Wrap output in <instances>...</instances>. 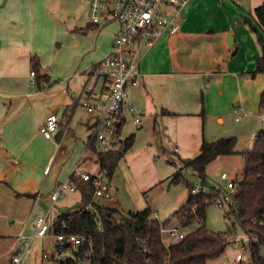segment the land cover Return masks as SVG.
Masks as SVG:
<instances>
[{"label":"crops","instance_id":"crops-1","mask_svg":"<svg viewBox=\"0 0 264 264\" xmlns=\"http://www.w3.org/2000/svg\"><path fill=\"white\" fill-rule=\"evenodd\" d=\"M83 1L82 10L89 17L80 27L92 24L84 32L100 27V33L102 25L90 20L89 0ZM263 1L190 0L181 29L165 34L143 51L142 74L128 89L129 102L140 111L142 122L136 123L135 115L124 106L122 135L134 134V140L119 167L124 180L106 179L113 193L106 204L123 212L149 205L153 217L159 219L153 204L155 192L166 185L170 191L171 177L191 168L185 164L200 153L204 141L235 136L236 153L243 158V152L254 147L258 133L264 130V109L260 107L264 72L252 76L262 47L244 18L258 26L254 10ZM56 2L0 0V264H9L21 231L33 237L25 264H63L65 256L77 251L73 247L60 252L56 239L55 250L48 252L46 234L36 235V223L40 216L47 220L54 207L48 232L55 236L54 223L62 212L57 206L79 201L78 189L54 203L51 192L73 172H89L78 170V166L87 150L93 151L88 146L95 137L100 113L89 112L81 100L89 97L107 102L111 84L104 77L90 75L89 70L83 72H88V77L77 87L71 86L72 79L66 86L60 77L59 81L54 78L61 17ZM115 21L109 51L119 28ZM33 55L39 56L43 72L49 75L43 90L31 84ZM57 82L61 84L56 86ZM68 106L72 111L67 115ZM51 113L58 115L59 123L54 136L47 138L41 127ZM79 131L85 137V149L76 154L68 151L67 142ZM74 153L78 163L63 172L67 156ZM54 155H61L58 166ZM223 171L234 181L243 177L234 178L229 170ZM220 174L218 180L224 186H218L226 187ZM188 197V191L173 197L172 209L178 211ZM46 198L53 205L47 214L37 213L35 207ZM32 217H36L35 229L28 234L27 222ZM171 225L180 227L179 223Z\"/></svg>","mask_w":264,"mask_h":264},{"label":"trees","instance_id":"trees-1","mask_svg":"<svg viewBox=\"0 0 264 264\" xmlns=\"http://www.w3.org/2000/svg\"><path fill=\"white\" fill-rule=\"evenodd\" d=\"M254 15L258 26L244 18L262 47L252 76L264 72V1L255 8ZM91 25L79 27V30L86 31ZM32 70L38 89H45L41 83L48 82L49 75L43 72L38 55L32 56ZM260 107L264 109V89L260 95ZM71 111V106H68L65 114ZM133 140L134 134L125 137L117 150L108 153L99 151L96 137L89 143L88 147L96 153L101 171L105 172L109 181L115 176ZM236 142L235 136L204 141L200 153L185 166L194 169L202 179V184H205L208 165L219 156L236 153ZM243 156L245 170L243 177L236 181L237 187L228 212L236 221L226 231L212 230L205 222L207 206L221 194V187L212 186L207 191L193 193L195 185L187 181L181 171L171 177L170 183L185 181L189 192L187 201L174 213L178 223L186 227L198 221V225L168 245L163 241L161 224L167 225L170 218L161 222L153 217L149 205L123 212L117 207L100 203L95 198L94 180L98 175L91 173V178L87 180L73 172L71 178L81 194L80 205L68 212H60L59 219L54 223V231L79 234L85 238V242L79 246L57 244L60 252L77 247L74 256L62 259L63 264H80L84 260H89V264H209L210 259L225 252L231 236L237 232L238 223L251 236L246 245L251 255L249 264H264L261 252L264 246V130L258 133L254 147L244 151Z\"/></svg>","mask_w":264,"mask_h":264},{"label":"built area","instance_id":"built-area-1","mask_svg":"<svg viewBox=\"0 0 264 264\" xmlns=\"http://www.w3.org/2000/svg\"><path fill=\"white\" fill-rule=\"evenodd\" d=\"M190 0H89L90 20L101 24L111 20L119 22L118 31L114 37L109 53L101 60L95 62L89 72L92 76L104 77L110 80L111 89L107 102L103 100L92 101L89 97L83 98L81 104L89 112H99V125L95 130L98 149L103 153L117 150L124 142L122 135L123 108L135 115V122L140 124L142 117L136 106L129 102V86L135 84L140 75L141 59L143 51L153 46L165 34H175L181 29L185 17L184 8ZM34 78V77H33ZM31 84L37 85L35 80ZM44 82L41 85L44 86ZM59 117L56 113L47 116L41 127V131L47 138H52L58 129ZM84 179H90V172H81ZM105 172L99 174L95 180V196L106 199L112 197L111 188L105 180ZM220 177L226 181L225 189L215 198V203L224 206L232 203L236 190V181L230 178L227 171H223ZM76 189V185L69 176L60 182L51 192L53 203L63 198L68 191ZM205 184L195 185L193 193L207 191ZM65 225V223H64ZM50 223L45 216H40L36 223V235L43 236L50 230ZM163 241L168 245L170 241L185 236V232L177 225L161 224ZM59 244H73L79 246L85 242V238L76 233H56ZM171 237V238H169ZM33 237H28L21 231L18 242L11 255L9 264H25V254ZM251 236L246 234L242 239L236 238V247L245 249ZM48 256V253H45ZM243 253L239 251L237 258L242 259ZM80 264H89V260Z\"/></svg>","mask_w":264,"mask_h":264},{"label":"rangeland","instance_id":"rangeland-1","mask_svg":"<svg viewBox=\"0 0 264 264\" xmlns=\"http://www.w3.org/2000/svg\"><path fill=\"white\" fill-rule=\"evenodd\" d=\"M56 7L59 10V14L61 16L57 38V49L59 50V52L56 53V63L54 66L55 69L54 74L52 75L58 81L60 77L61 83H64L66 86L68 85V81L72 79L71 86L77 87L79 84L84 82L83 80L86 77H88V72H83L85 70H90L93 63L101 60L109 52L113 33L116 29L117 23L115 20L101 23L102 29L100 30V33H98L100 27L91 30V33L80 31L79 27L87 23L89 17L88 13L82 10L81 0H58V2H56ZM32 80L35 79L33 78ZM44 83V85H46L45 81ZM61 83L57 82L56 86ZM42 110H46V108H43ZM59 115H61V112H59ZM76 136L71 137V139L68 140L67 144L69 147L68 151L72 150L77 154L79 149H85V146L83 145L85 137L83 135V132L81 131H79ZM75 153L74 155L67 156L65 164L63 165V172H65L66 169H69L71 165L73 169V167H75L78 163V155H75ZM228 156L229 158H227ZM54 157L56 158L55 166H58L61 155H54ZM223 169L229 170L234 178L240 177L245 170V158H243L240 153H235L230 155H223L221 158H217L212 161L207 169L208 177L206 178V188H210L212 186L218 187L219 184H222V186H224V182L220 179L218 180V174H220ZM78 170H86L93 174H103L95 152L90 150H87V153L83 156V158H81ZM182 172L187 181L191 182L194 185L202 184V179L197 174H195L191 168L184 169L182 170ZM114 177L117 179L120 178L119 180H124L123 172L121 173V170L119 168ZM106 179L107 177H105V180ZM168 187H170L169 192L167 191V185L163 190L162 188H159L155 192L153 196V204L157 205V207H155L157 208V210H159L158 217L160 221L164 222L165 220L170 218L167 222V225H171L178 223L177 217H175L174 215V213L177 211L172 209L175 204V201H173L172 198L176 197L177 195L181 196L184 191H188V187L185 181L170 183V186ZM222 188L225 189V187ZM68 193L69 192H67L66 195H68ZM74 193L77 196L79 195V191ZM125 195H127L126 192ZM95 198L100 203L106 204V201H108V199L102 196ZM60 199H62V197L59 198V200ZM130 199L131 198H128V200ZM50 202V198H46L44 202H40L35 207V211L40 214L42 213L43 215L47 214V210H49L53 205L50 204ZM229 211L230 205L228 203H226L224 206H219L215 202L210 203L207 206V217L205 220L206 225L210 229L215 231L228 230L236 221V218L234 216L228 215ZM54 212L55 209L53 207V209L50 210L48 214V223L52 221V214ZM35 218L36 217H32L30 220H28L26 233L31 234L35 229V226L33 224ZM197 225L198 221H193L186 227L180 225V228L185 230L184 232L187 233ZM244 236H246V233L238 223L237 232L233 236H231V242L227 245L225 252L217 258L210 259L209 264H239L241 262L244 264H249L251 259L250 251H248L247 248L241 249L236 247V238L239 237L240 239H242ZM56 243L57 242L54 233L48 232L45 236V248L48 250V252L51 253L55 250ZM239 251H241L244 255L242 259L237 258V253ZM261 252L264 255V246H262Z\"/></svg>","mask_w":264,"mask_h":264},{"label":"water","instance_id":"water-1","mask_svg":"<svg viewBox=\"0 0 264 264\" xmlns=\"http://www.w3.org/2000/svg\"><path fill=\"white\" fill-rule=\"evenodd\" d=\"M79 205H80V202L77 201V202H75L74 204L69 205V206H67V207H60V206H57V207H58L62 212H68V211H70V210H72V209L78 207Z\"/></svg>","mask_w":264,"mask_h":264}]
</instances>
